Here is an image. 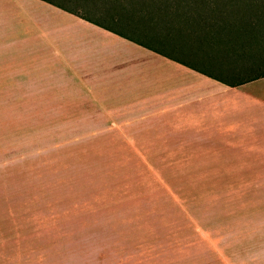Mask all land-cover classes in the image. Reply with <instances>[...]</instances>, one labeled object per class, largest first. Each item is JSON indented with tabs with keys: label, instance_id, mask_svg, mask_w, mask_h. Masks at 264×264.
Segmentation results:
<instances>
[{
	"label": "rangeland",
	"instance_id": "1",
	"mask_svg": "<svg viewBox=\"0 0 264 264\" xmlns=\"http://www.w3.org/2000/svg\"><path fill=\"white\" fill-rule=\"evenodd\" d=\"M18 77L0 74V264H264L261 171L136 153Z\"/></svg>",
	"mask_w": 264,
	"mask_h": 264
},
{
	"label": "crops",
	"instance_id": "2",
	"mask_svg": "<svg viewBox=\"0 0 264 264\" xmlns=\"http://www.w3.org/2000/svg\"><path fill=\"white\" fill-rule=\"evenodd\" d=\"M210 8L0 0V74L45 82L79 120L106 123L136 153L201 155L264 179V77L230 86L245 68L222 57Z\"/></svg>",
	"mask_w": 264,
	"mask_h": 264
},
{
	"label": "trees",
	"instance_id": "3",
	"mask_svg": "<svg viewBox=\"0 0 264 264\" xmlns=\"http://www.w3.org/2000/svg\"><path fill=\"white\" fill-rule=\"evenodd\" d=\"M192 1L209 4L211 7L210 12L216 24L214 30L216 43L224 48L223 52H231L245 59V72L232 75L231 79L237 81L230 86L263 78L264 0ZM215 13L220 14V17H215ZM228 26L233 29H228ZM207 76L213 78L211 75Z\"/></svg>",
	"mask_w": 264,
	"mask_h": 264
}]
</instances>
